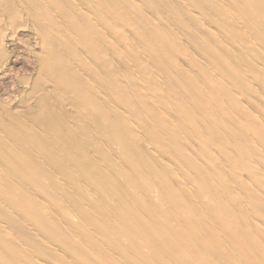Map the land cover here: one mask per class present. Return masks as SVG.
I'll return each instance as SVG.
<instances>
[{"label":"bare ground","instance_id":"bare-ground-1","mask_svg":"<svg viewBox=\"0 0 264 264\" xmlns=\"http://www.w3.org/2000/svg\"><path fill=\"white\" fill-rule=\"evenodd\" d=\"M30 26L0 264H264V0H0V60Z\"/></svg>","mask_w":264,"mask_h":264},{"label":"rangeland","instance_id":"rangeland-1","mask_svg":"<svg viewBox=\"0 0 264 264\" xmlns=\"http://www.w3.org/2000/svg\"><path fill=\"white\" fill-rule=\"evenodd\" d=\"M31 29V26L19 29L16 30L17 33L14 31L13 35L8 31L4 41L6 54L1 59L3 62L0 60V102L12 103L10 106H19L24 111L34 104V98L29 94L32 86L29 83H32L36 70L37 61L34 51L39 41L34 29ZM26 41L28 45H25Z\"/></svg>","mask_w":264,"mask_h":264}]
</instances>
